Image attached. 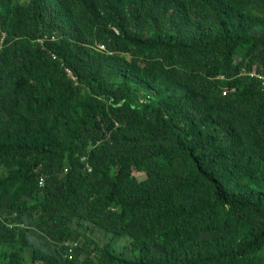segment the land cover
<instances>
[{
  "label": "trees",
  "instance_id": "obj_1",
  "mask_svg": "<svg viewBox=\"0 0 264 264\" xmlns=\"http://www.w3.org/2000/svg\"><path fill=\"white\" fill-rule=\"evenodd\" d=\"M0 165V264H264V0H0Z\"/></svg>",
  "mask_w": 264,
  "mask_h": 264
},
{
  "label": "rangeland",
  "instance_id": "obj_2",
  "mask_svg": "<svg viewBox=\"0 0 264 264\" xmlns=\"http://www.w3.org/2000/svg\"><path fill=\"white\" fill-rule=\"evenodd\" d=\"M242 55H243V51L240 50L238 52V54L236 55L237 62H240L242 60ZM252 73L253 74L248 73V75L253 76L255 74V72H252ZM175 91L183 92V89L180 87H177V88H175ZM10 172H11L10 169L5 167L4 165H2V166L0 165V177L6 176ZM134 176L140 181L145 178L144 173L139 172V171L134 172ZM13 185L14 184H12L10 187H13ZM39 186H42V185H39ZM110 210H111V208H110ZM2 223L3 222L0 218V228H1ZM68 224L77 230H81V231L86 232L87 235L91 236L95 240V243L84 242L86 245H83L82 242H78V241L77 242H78V246L82 245L85 248L86 254L92 260H94L96 262H98L102 257H104V251H105L106 245L110 246L109 253H111L113 256H115L117 258H122L125 260H138L140 257L147 258V256H148L147 251L143 252V253H140L139 251H134L132 248V239L127 235L118 236V235H115L113 233L106 232L103 229H100V228L96 227L95 225H93L87 221H83V220L77 219V218L69 219ZM54 228H56V226H54L52 223L48 224L46 226L47 233L51 235L53 230H55ZM10 248L11 247H6V246L0 245V256H2V254L6 250H10ZM21 250H22L24 257L26 259L25 264H32L31 263V250L26 246H22ZM162 250H163V248L161 246L156 245L153 247L154 252H161ZM74 253H75V251H74ZM57 255L60 258L63 257L60 254H57ZM263 255H264V252H263ZM74 256H75V254H74ZM74 256H73V258H74ZM36 264H44V263H36Z\"/></svg>",
  "mask_w": 264,
  "mask_h": 264
},
{
  "label": "built area",
  "instance_id": "obj_3",
  "mask_svg": "<svg viewBox=\"0 0 264 264\" xmlns=\"http://www.w3.org/2000/svg\"><path fill=\"white\" fill-rule=\"evenodd\" d=\"M67 171V170H66ZM39 184L40 185H43L44 184V178L43 177H41L40 178V180H39ZM74 246H76L77 244L75 243V244H73Z\"/></svg>",
  "mask_w": 264,
  "mask_h": 264
},
{
  "label": "clouds",
  "instance_id": "obj_4",
  "mask_svg": "<svg viewBox=\"0 0 264 264\" xmlns=\"http://www.w3.org/2000/svg\"><path fill=\"white\" fill-rule=\"evenodd\" d=\"M102 48H104V47L102 46ZM251 74H253V73H251ZM254 75H255V74H254ZM254 75H253V76H254ZM89 171H90V169H89ZM39 185H40V184H39ZM42 186H43V185H42ZM42 186H41V187H42Z\"/></svg>",
  "mask_w": 264,
  "mask_h": 264
}]
</instances>
